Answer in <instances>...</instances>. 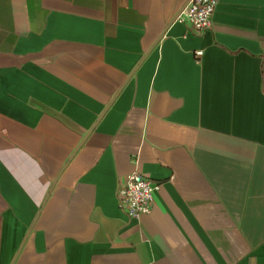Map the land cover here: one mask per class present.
I'll use <instances>...</instances> for the list:
<instances>
[{"label":"crops","instance_id":"0c3cea01","mask_svg":"<svg viewBox=\"0 0 264 264\" xmlns=\"http://www.w3.org/2000/svg\"><path fill=\"white\" fill-rule=\"evenodd\" d=\"M188 1L0 0V264H264V0Z\"/></svg>","mask_w":264,"mask_h":264},{"label":"built area","instance_id":"2783aa9c","mask_svg":"<svg viewBox=\"0 0 264 264\" xmlns=\"http://www.w3.org/2000/svg\"><path fill=\"white\" fill-rule=\"evenodd\" d=\"M218 0H189L176 20L186 22L197 32L208 29L213 20ZM201 55L202 52H198ZM161 182L143 175L138 170L127 176L124 186L118 190L121 210L131 218H140L153 210L155 194L160 190Z\"/></svg>","mask_w":264,"mask_h":264}]
</instances>
